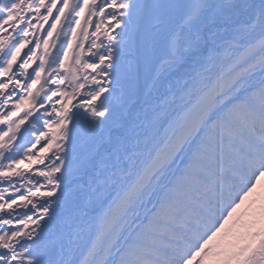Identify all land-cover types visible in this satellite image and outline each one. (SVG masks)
Listing matches in <instances>:
<instances>
[{
    "label": "bare ground",
    "instance_id": "bare-ground-1",
    "mask_svg": "<svg viewBox=\"0 0 264 264\" xmlns=\"http://www.w3.org/2000/svg\"><path fill=\"white\" fill-rule=\"evenodd\" d=\"M90 5L0 0V139L13 133L18 114L33 110L18 143L0 150V264H100L130 206L216 92L264 59V0H187L144 88L136 44L145 0H99L81 64L85 89L73 102L79 78L72 54ZM68 7L46 61L50 34ZM148 51L150 44L142 57L150 67ZM74 107L73 135L56 145ZM145 224L127 236L118 264L137 258L131 248Z\"/></svg>",
    "mask_w": 264,
    "mask_h": 264
},
{
    "label": "rangeland",
    "instance_id": "rangeland-1",
    "mask_svg": "<svg viewBox=\"0 0 264 264\" xmlns=\"http://www.w3.org/2000/svg\"><path fill=\"white\" fill-rule=\"evenodd\" d=\"M263 74L264 59L253 65L251 69L237 75L234 80L223 87L220 92H216L208 109L202 116V121H200L199 125L193 129L181 146L164 161L159 167V170L153 173L150 183H147L143 191L140 192L138 200L134 205L130 206L131 212L126 214L125 220L116 234V243L114 241V243L111 244L108 254L103 256L100 264H118L117 259L120 255V247L117 249V246H119L118 244L124 243L122 240L124 241L130 232L134 231L135 225L141 222L142 218H147L149 213L154 214V222H160L162 217H164L162 215H165L166 224L173 225L176 229L183 230L186 233L190 232L191 228L189 226L187 227L185 224V215H191V213L189 206L183 204L187 202L188 205L190 204V206L196 210L207 211L201 204H198L199 202L191 198V195L196 196L199 200L203 199V203H206L207 206H211L202 194L200 195L193 189L209 196L210 189H212L211 183H214L215 180L218 179L216 173H219V169L211 172L201 163H193L189 166L190 171L202 177H200L201 179L196 177L193 178L189 181V185L188 183H184V187L181 186L182 182H184L181 177L176 184L180 189H184L185 192H183V190H176V199L170 202L168 198L157 197L156 192L162 185H165V183L172 182V177L178 172L177 165L180 164L184 166L185 163L191 160V155H187L192 149H195L194 153L201 156L209 165L221 168L224 166V162L233 164L231 156L233 157L238 153L237 146L241 145L239 143L240 139L235 136V134L238 135V132L233 131L235 134L231 133V129L225 127L220 129V125L218 129H216V133L201 135L203 133L202 129H206L203 125H210V123H212L211 121H214V117L219 116L221 112H231L234 117L239 118L241 115L239 109L240 105L237 103L236 97L242 92L247 91V89L253 88L254 77L258 78V76ZM237 124L235 128L239 129L240 123ZM239 131L241 132V130ZM198 133L201 138L196 139V134ZM197 143H201L204 150L200 151ZM194 153L192 155H194ZM246 194L244 201L232 212L229 211L224 215V219L215 217L216 219H222V221L216 226L217 228L215 227L214 233V227L208 231L212 233L210 238L204 241L202 239L200 240V242H202L201 246L204 248L210 245V250L205 257L203 254L197 256L199 257L198 261L202 259L198 264H210L212 261L216 260L218 264H264V175L257 180L255 187L250 189ZM171 220L179 222L174 225L171 224ZM190 225L192 227H198L193 220L190 221ZM156 227L159 233H161L160 230L163 231L165 228L164 225L155 226V223L154 225L153 223L147 225L148 230L155 229ZM118 241L120 242L118 243ZM232 242L233 245H231L228 252H225L219 258L217 254L219 250ZM188 251L191 252V248H188ZM135 254V249H131V256L133 257ZM257 256L260 257V261L254 260ZM133 261L137 264L141 263L138 258L133 259ZM122 264L128 263L124 261Z\"/></svg>",
    "mask_w": 264,
    "mask_h": 264
},
{
    "label": "water",
    "instance_id": "water-1",
    "mask_svg": "<svg viewBox=\"0 0 264 264\" xmlns=\"http://www.w3.org/2000/svg\"><path fill=\"white\" fill-rule=\"evenodd\" d=\"M155 1H156V0H151V4L154 5ZM157 1H159L160 4L158 5V9H157V10L155 9V7H153V11H152V14H153V16H152V20L155 19V18L158 16V11L161 9L162 2H161V0H157ZM166 30H167V28H165L163 31H161V33H160L161 38H160V39H164L162 35H163V34L165 35V31H166Z\"/></svg>",
    "mask_w": 264,
    "mask_h": 264
}]
</instances>
